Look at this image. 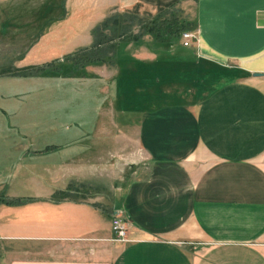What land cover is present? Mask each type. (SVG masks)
I'll return each instance as SVG.
<instances>
[{
    "label": "crops",
    "instance_id": "obj_1",
    "mask_svg": "<svg viewBox=\"0 0 264 264\" xmlns=\"http://www.w3.org/2000/svg\"><path fill=\"white\" fill-rule=\"evenodd\" d=\"M15 1L25 2L0 4ZM68 3L99 20L111 11L153 18L188 2ZM195 8L192 63H145L143 79L179 73L225 87L198 104L143 113L138 140L130 141L133 167L123 177L115 164L105 168L98 151L79 159L66 153L57 187L51 178L44 187L37 175L32 183L13 175L0 188V264H264V0H195ZM106 177L110 189L81 193L86 199L53 197L69 184L86 190ZM114 214L128 224L125 243L113 241Z\"/></svg>",
    "mask_w": 264,
    "mask_h": 264
},
{
    "label": "rangeland",
    "instance_id": "obj_2",
    "mask_svg": "<svg viewBox=\"0 0 264 264\" xmlns=\"http://www.w3.org/2000/svg\"><path fill=\"white\" fill-rule=\"evenodd\" d=\"M186 2L168 9L173 8L171 13L184 32L195 35L189 47L183 45L181 34L159 40L146 34L139 25L148 26V21L125 18L133 15L129 13L111 11L98 20L68 0L0 4V176L5 172L7 177L3 182L0 179V188L7 180L12 183L13 175H19L22 183L25 178L32 183L31 178L37 175L44 187L50 186L51 178L56 182L52 184L59 186L65 172L61 161L72 151L77 159L98 151L106 159L105 168L112 169L115 164L116 175L123 177L133 167L135 150L130 141L138 140L143 113L185 106L193 99L198 104L222 90L226 84H219L221 80L212 83L208 77L193 83L179 73H169L163 79L157 72H149L153 81L145 83L143 79L148 73L145 63H192L186 55L194 52L199 36L195 0ZM111 18L118 19L119 33L103 49H115L107 52L106 60L87 64L84 57L93 49V31ZM109 29L102 35L112 37L114 26ZM120 34L124 36L119 38ZM134 38L137 40L128 41ZM79 51L77 60L71 59ZM41 67L44 70L39 71ZM238 75L227 84L238 83ZM70 146L73 148L67 150ZM137 153L141 159L142 153ZM68 186L64 191L71 192L69 199L82 200L81 193L107 191L112 182L108 177L103 183L91 181L86 190L81 184ZM77 190L80 195L75 194ZM61 192L53 197L69 200L58 197Z\"/></svg>",
    "mask_w": 264,
    "mask_h": 264
},
{
    "label": "trees",
    "instance_id": "obj_3",
    "mask_svg": "<svg viewBox=\"0 0 264 264\" xmlns=\"http://www.w3.org/2000/svg\"><path fill=\"white\" fill-rule=\"evenodd\" d=\"M171 10H173V8L168 9L165 12L160 13L156 17L150 18V19L149 18L148 19H144V18L139 19V17L135 16V15L134 16L133 15H125L124 17L128 18L132 21H135V20H139V21L146 20V21H148V23H149L148 26L143 27L141 24L139 26H141V29L144 30L146 34L151 35L158 40L159 39H165L169 36H171V38L172 37L174 38V36H179L180 34L182 36V32H184V30L181 29V24H180L179 19L177 18V16L174 15L173 12L171 13ZM111 24L114 26L112 37H107L104 34L102 35V32L110 31L109 28H110ZM119 26L120 25L118 23V19L117 18H114V19L111 18L109 20H105L102 24H100L99 26H97L95 28V30L93 31V36L95 38V43H94L93 49L91 48L90 50H88V52L85 54V57H84V59H86V61L88 62L87 64H91L92 62H100V61L106 60L108 58L107 52H110L111 48H112V50H114L115 47L114 46L110 47V49L107 52H104V51H106V49H103V48L108 47L109 43H111L112 41H114L117 38V34L119 33V32H117V28ZM123 36L124 35L120 34L119 38L123 37ZM131 40L135 41V40H137V38L130 39L128 41L130 42ZM83 51L86 52V50H83ZM79 53H80V51L71 55V59L74 58L77 60V58H78L77 56ZM76 64L77 63H75L74 65L76 66ZM42 69L44 70V67H41L39 69V71ZM58 197H62L61 199H69L71 197V192L63 191V192L58 194Z\"/></svg>",
    "mask_w": 264,
    "mask_h": 264
},
{
    "label": "built area",
    "instance_id": "obj_4",
    "mask_svg": "<svg viewBox=\"0 0 264 264\" xmlns=\"http://www.w3.org/2000/svg\"><path fill=\"white\" fill-rule=\"evenodd\" d=\"M195 38V35L191 32H184L182 34L183 45L189 47L190 42L194 41ZM112 233L113 240L116 243H125L128 241L127 223L118 214H114L112 217Z\"/></svg>",
    "mask_w": 264,
    "mask_h": 264
}]
</instances>
